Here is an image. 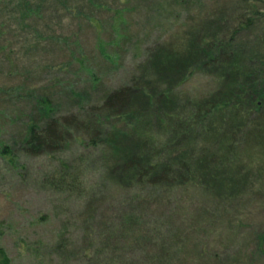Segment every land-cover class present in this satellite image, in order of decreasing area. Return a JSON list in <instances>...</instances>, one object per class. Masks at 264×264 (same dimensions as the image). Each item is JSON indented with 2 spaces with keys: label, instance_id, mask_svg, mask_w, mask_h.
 <instances>
[{
  "label": "rangeland",
  "instance_id": "374dc122",
  "mask_svg": "<svg viewBox=\"0 0 264 264\" xmlns=\"http://www.w3.org/2000/svg\"><path fill=\"white\" fill-rule=\"evenodd\" d=\"M12 1L0 3V248L10 264H264V110L218 109L205 132L184 120L203 168L171 187L118 184L120 169L108 172L90 132L72 129L63 148L37 156L21 137L37 96L60 117L105 128L90 113L106 94L146 76L159 48L192 43L209 24L215 41L231 39L232 58L154 82L173 86L181 104L218 99L239 71L264 89V0ZM76 181L80 190H67Z\"/></svg>",
  "mask_w": 264,
  "mask_h": 264
},
{
  "label": "trees",
  "instance_id": "16d2710c",
  "mask_svg": "<svg viewBox=\"0 0 264 264\" xmlns=\"http://www.w3.org/2000/svg\"><path fill=\"white\" fill-rule=\"evenodd\" d=\"M0 3L9 5L13 1L0 0ZM20 4L26 8L30 5L27 0H20ZM29 10L26 9V12ZM215 39L217 37L212 32V24H209L206 34L195 41L193 39L192 43L188 41L185 46L167 45L159 48L147 59L146 76L109 92L102 104L93 108L94 112L99 111L103 116L98 118L99 113L94 112H91L90 116L96 118L99 125H105V128L92 127L91 121L73 115L60 117L49 98L37 96V99L34 98L35 116L32 117L34 119L29 121L21 136L24 152L37 156L60 150L71 139L72 129L86 135L90 132L92 137L88 144L103 146L102 151L105 152L103 155L110 167L108 172L116 175V169L121 171L115 176L116 182L121 186L127 188L146 185L154 188L193 183L200 175L188 174H192L194 168L196 171V168L203 167H197L193 159L190 149L192 146H188L190 141L184 136L192 130L189 129V124L184 125V120L188 118L201 121L200 132H205L207 128L201 130L203 129L201 126L212 120L218 109L222 112L230 109L231 112L252 109L263 112L264 110V89L259 85L254 87L249 77L240 71L232 78L233 82L229 88L221 92L222 95L219 94L218 99L214 98L216 95L213 96L215 100L211 97L198 101L183 99L185 101L181 104L179 97L172 95L173 86L162 87L166 81L174 80L181 74L184 76L199 64L211 69L210 66L214 67L218 62L224 63L232 58L233 53L231 55L228 53L229 48L233 49L231 39L230 41L229 39L215 41ZM224 47L227 49L223 50ZM223 52L225 56L220 58ZM157 77L163 78L165 83L154 82ZM239 112L233 113L231 124L233 122L235 124L237 119L234 116L235 114L239 116ZM180 114L187 115L180 119ZM220 122L222 123L223 120ZM234 130L235 127L229 129L231 132ZM4 156L13 160L8 148H3ZM210 158L215 156L209 155L208 158H203V161ZM59 183H65L62 175L54 186L58 188ZM73 183L78 186L71 184L66 187L67 190L79 191V183L77 181ZM63 242L61 237L54 247L55 251L64 249L66 244L64 245ZM0 264H10L2 248H0Z\"/></svg>",
  "mask_w": 264,
  "mask_h": 264
}]
</instances>
